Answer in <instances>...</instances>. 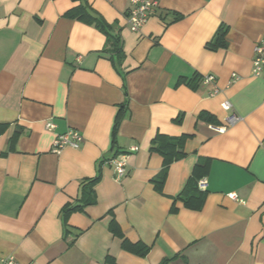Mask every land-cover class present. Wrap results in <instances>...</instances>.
<instances>
[{
	"label": "crops",
	"instance_id": "0c3cea01",
	"mask_svg": "<svg viewBox=\"0 0 264 264\" xmlns=\"http://www.w3.org/2000/svg\"><path fill=\"white\" fill-rule=\"evenodd\" d=\"M155 1L131 32L127 0H0V259L264 264V78L251 75L264 0ZM83 2L109 35L64 16ZM221 29L225 46L212 48ZM205 75L215 82L203 84ZM231 114L239 120L228 125ZM71 129L79 147L53 154ZM159 134L187 136L161 191L153 181L163 159L151 150ZM121 154L116 179L106 162ZM196 166L200 209L178 199L192 194ZM94 178L93 202L66 213ZM135 244L148 252H131Z\"/></svg>",
	"mask_w": 264,
	"mask_h": 264
},
{
	"label": "trees",
	"instance_id": "16d2710c",
	"mask_svg": "<svg viewBox=\"0 0 264 264\" xmlns=\"http://www.w3.org/2000/svg\"><path fill=\"white\" fill-rule=\"evenodd\" d=\"M64 16L69 19H75L80 22L93 25L95 28L99 29L100 31L105 32V34L108 33L107 25L98 15H96L93 12V10L85 2L79 4L78 6L70 8V10H68ZM175 19H177V17H175ZM224 35H225V29L219 30V32L216 34L215 39L210 44V46L212 48L224 47L225 46ZM108 42H111V46L115 47L116 53L120 54V47H119L120 39L118 37H115V39L113 40L108 38ZM124 92L126 93L125 89ZM117 124L118 122H115L114 124L115 129L117 127ZM186 138H187L186 135H182L179 137H169L159 134L153 140L151 145V150L158 153L163 159V167L161 170V174L158 177V179L153 181L156 190L161 191L168 166L184 156L183 144ZM198 168H199L198 166L195 167L194 173L191 176L193 179V181L190 183V189L192 190V194L190 193V191H188L187 188H185L178 196V199H180L187 208L200 209L203 201V193L197 190L198 189L197 183L199 179L196 177L197 175L196 173H198L196 171ZM96 181L97 178H94L91 180H86L81 184L82 203L80 202L81 204L72 206V208L67 207V209L65 210L66 213L71 211L81 210L84 205H88L93 202L94 197H93L92 188L93 185L96 183ZM129 250L141 256H144L148 252L147 247L138 244L131 245L129 247ZM161 264H165V262Z\"/></svg>",
	"mask_w": 264,
	"mask_h": 264
},
{
	"label": "built area",
	"instance_id": "2783aa9c",
	"mask_svg": "<svg viewBox=\"0 0 264 264\" xmlns=\"http://www.w3.org/2000/svg\"><path fill=\"white\" fill-rule=\"evenodd\" d=\"M129 3L126 17L129 30L131 32H138L143 25L147 22L150 16H152L157 8V2L155 0H127ZM251 75L253 77H263L264 78V34L263 37L258 41L252 51L251 59ZM238 79L237 75L233 74L232 79L229 84L233 83ZM201 82L203 84H213L215 82V77L213 75H205L202 77ZM220 90L216 87L209 93V96H214L218 94ZM221 108L225 111H229L231 108L228 101H223L221 103ZM239 120V117L235 114H231L226 118V123L233 124ZM47 129H53L54 125L52 122L46 124ZM215 132H222L225 127H211ZM82 142L81 134L76 130H68L63 134L58 135L52 144L51 152L53 154H59L64 148L69 147L77 149ZM137 151V147H132L130 152ZM126 154H121L118 156H113L106 163L111 166L114 171L115 178H121L126 172ZM199 189L204 190L205 182L203 180L198 181ZM234 198L233 195H231ZM0 264H18L13 257H5L0 259Z\"/></svg>",
	"mask_w": 264,
	"mask_h": 264
}]
</instances>
